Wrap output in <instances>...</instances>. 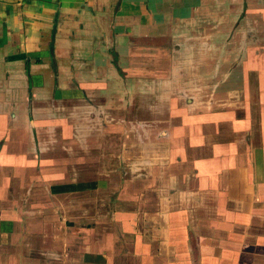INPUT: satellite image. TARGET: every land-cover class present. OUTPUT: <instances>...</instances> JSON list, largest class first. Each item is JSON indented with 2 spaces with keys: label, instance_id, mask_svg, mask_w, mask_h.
<instances>
[{
  "label": "crops",
  "instance_id": "obj_1",
  "mask_svg": "<svg viewBox=\"0 0 264 264\" xmlns=\"http://www.w3.org/2000/svg\"><path fill=\"white\" fill-rule=\"evenodd\" d=\"M248 138L264 144V0H0V264H149L164 238L156 264H223L262 207ZM153 182L170 214L131 227Z\"/></svg>",
  "mask_w": 264,
  "mask_h": 264
},
{
  "label": "rangeland",
  "instance_id": "obj_2",
  "mask_svg": "<svg viewBox=\"0 0 264 264\" xmlns=\"http://www.w3.org/2000/svg\"><path fill=\"white\" fill-rule=\"evenodd\" d=\"M147 67H148L147 70H149V71L152 69L150 64H148ZM178 118H179V120H181V116H179ZM194 123H196V122H193V124ZM197 123H198L199 127L203 128L204 130L207 129V127H208V123L206 122L205 119L200 120ZM189 128H191V125L189 126ZM245 143L246 144L242 147V149L244 151L247 148L253 150V156H255V159L259 161L260 166H262L264 168V144L257 143V144L252 145L251 144V138L250 139L248 138V141H246ZM136 154H134V155H136ZM137 160H138V162H140L141 159L138 158ZM42 172L44 173V169ZM148 177L150 178L149 172L147 175V180H148ZM67 178H69V176H67ZM6 180L8 181V179H6ZM138 186L139 185L134 186L133 189H137V191L135 190L138 194V198L136 199V201L138 202L139 205L137 204L138 207L134 206V208H132V210H128V212L131 211L132 215L136 214L135 216L129 218V219L133 220L132 224H130V225H131V227L138 225L139 230L146 231L145 227H149V225H156V222H162V218H164L163 215L168 216L170 214L171 208H169L166 204L163 205L162 198L165 196L166 192L163 190H161L160 192H157V185H155L154 182H153V184L149 183V185H148V188H150L148 191L149 192L148 194H150V193L152 194V195H150V197L148 196V194H143L140 190L141 187H138ZM260 191L262 193V190H260ZM101 193H103V191H101ZM263 195H264V192H263ZM73 196H74V194H73ZM148 197L151 200H148ZM144 199L147 201L146 205L142 204L144 202ZM260 201H261L260 203H262V207L259 208L258 210L255 209L253 216L251 214H249V218H247V220H249V221H250V218H252L253 221L252 220L250 222L247 221V223H246L247 225H245L246 226L245 228H244V226H242V229H240V230L238 229L240 231V232H238L239 233L238 235L247 236L249 242L241 244L243 246L242 249L241 250L239 249V251H237V253L234 252L233 253L234 255L231 258L216 255L217 259H220L223 262V264H264V196L260 199ZM63 209H65V208H63ZM69 209H71V208H69ZM29 212L31 213L33 211H28V210L21 211L20 210V214H22V215H24L25 213H29ZM70 213H71L70 210H69L68 214L65 213L68 217L67 221H65L66 219L64 218L63 212H62L63 217L60 214L56 215L55 221L62 222V224H61L62 226H59L58 225L59 223L54 224V226H55V230L57 231V233H59V236H60V232L62 231V233H61L62 234V238H61L62 243L64 241L67 244V246L74 247L75 239H76L75 237L77 235L76 231H77L78 227H77V224H76L75 219H74L75 217L70 216L71 215ZM198 214H200V210H199ZM230 219L232 220V222H234L233 218L230 217ZM140 221H141V223H140ZM237 221L239 222V220H236L235 222H237ZM135 222H136V224H135ZM10 227H11V225H10ZM121 228H122V226H121ZM166 232H167V230H166ZM134 234H136V233H134ZM134 234L131 233V234H129V236L132 237V235H134ZM144 237H145V235H144ZM259 237H260V240H259ZM167 240L165 238L163 239V241H164L163 242L164 243L163 248H161L162 247V244H161L162 239H155V241H150V242L144 241L151 248L152 252L150 251L147 254H144L143 256H141L140 261L147 263L148 257H151L149 264H156L155 258L157 256L161 255L163 257L164 253H171L174 250L173 248L175 247V245L172 243L170 245L169 241H167ZM3 241L6 244V239H3ZM104 241H106L105 242L106 245H109V246H115L118 243L117 240H112V241L104 240ZM136 241H138V240L137 239L135 241L131 240V242H132L131 245L133 247L134 246L136 247V245H135ZM238 241L241 242L242 240L241 241L238 240ZM0 242H1V239H0ZM180 245H182V244H180ZM189 246L192 248L193 254L198 255V252H199L198 242L196 240L190 241ZM237 246L239 247L238 244H237ZM209 250L211 251L212 256H213V254L215 255L216 251L213 248H209ZM159 251L161 252L160 254H159ZM162 253H163V255H162ZM138 257H140V256H138ZM162 257L159 260L160 262H162ZM163 260L165 262L166 256L163 257Z\"/></svg>",
  "mask_w": 264,
  "mask_h": 264
}]
</instances>
